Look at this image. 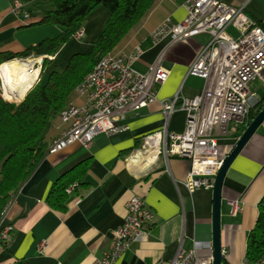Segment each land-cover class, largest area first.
Instances as JSON below:
<instances>
[{
  "label": "crops",
  "instance_id": "obj_1",
  "mask_svg": "<svg viewBox=\"0 0 264 264\" xmlns=\"http://www.w3.org/2000/svg\"><path fill=\"white\" fill-rule=\"evenodd\" d=\"M39 1L25 4L31 18L22 21L13 12L12 0H0V53L21 54L55 35L50 24L38 25L44 12L50 9L46 2L47 8L41 10L40 3L37 5ZM224 2L236 8L245 6V13L264 30V0ZM185 3L186 0H153L149 12L113 51L130 53L140 46L144 52L135 69L142 73L163 58V67L171 73L164 85L154 87L157 101L138 114L126 115L118 124L129 127L124 132L102 134L89 148L75 143L58 153L46 154L15 195L14 206L5 222V226L12 227L10 241H0V264H93L110 249L112 233L123 224L127 204L135 196L145 200L154 214V222L149 236L141 243H133L114 264H172L180 248L191 250L196 241L212 242L213 190L201 189L194 194L187 191L183 183L190 171V161L178 157L166 161L159 157L157 163L139 173L128 167L132 155L144 154L145 138L149 135L166 127L168 134L184 131L186 113L177 111L166 121L161 101L177 94L193 99L204 89V80L188 73L209 42L208 35H199L174 46H170V38L156 45L149 41L150 33L164 20L171 18L180 23L186 18ZM109 16L104 7H97L83 27V39L73 40L97 39ZM228 32L233 37L238 36L232 27ZM79 48V44L70 41L51 61L66 51ZM66 59L64 56L62 62ZM54 67L53 64L51 69ZM258 84H250V93L262 100L264 89ZM74 98L75 95L71 101ZM240 127L232 124L229 134L219 138L222 158L227 157L241 137ZM64 129L65 125L56 117L45 134L47 147ZM85 160L90 161L87 173L68 195L66 210H54L47 202L52 187ZM263 197L264 122L233 162L223 185L220 221L222 248L226 251L224 264H247L248 236L256 224ZM233 203L240 208L236 215L232 214ZM210 254L207 250L199 251L202 257Z\"/></svg>",
  "mask_w": 264,
  "mask_h": 264
},
{
  "label": "built area",
  "instance_id": "obj_2",
  "mask_svg": "<svg viewBox=\"0 0 264 264\" xmlns=\"http://www.w3.org/2000/svg\"><path fill=\"white\" fill-rule=\"evenodd\" d=\"M13 12L22 19L30 20L31 13L21 0H12ZM186 18L175 23L171 18L164 20L150 33L151 45L170 38V46L187 43L199 36L208 35L209 42L189 69V75L204 80L202 93L193 99L175 95L161 101L163 115L169 121L174 113H186V125L181 134H168L167 127L145 138L147 149L158 152L151 166L164 157H178L190 161V171L183 185L190 194L196 191L213 190L216 176L225 158L220 156L219 138L229 134L232 124L241 126L249 114L250 84L260 82L264 89V30L245 13V6L233 7L224 0H186ZM232 27L237 37L229 34ZM84 30L74 38L81 40ZM143 49L136 46L130 53H109L102 57L92 72L76 87L75 98L59 113L65 125L60 137L48 147V154L58 153L72 144L79 143L89 148L102 134H117L128 130L118 125L126 115L137 113L157 101L156 85H164L170 70L163 67L162 57L146 73L135 69ZM40 57L16 59L35 61ZM48 60L51 56H44ZM42 64L35 63V67ZM40 78L37 82L39 83ZM36 84V85H37ZM1 94V93H0ZM132 158L137 155H132ZM131 158V159H132ZM78 184L67 189L72 194ZM16 195V194H15ZM12 196L0 222V241H10L11 225L5 226L14 206ZM232 214L240 210L233 203ZM154 214L141 197H132L127 204V217L112 233L108 251L93 264H114L133 243H141L149 236ZM207 250L209 256H199ZM212 242L194 243L191 250L180 248L172 264H213ZM225 257L226 251L222 249ZM60 264V263H59ZM224 264V263H223ZM256 264H264V256Z\"/></svg>",
  "mask_w": 264,
  "mask_h": 264
},
{
  "label": "trees",
  "instance_id": "obj_3",
  "mask_svg": "<svg viewBox=\"0 0 264 264\" xmlns=\"http://www.w3.org/2000/svg\"><path fill=\"white\" fill-rule=\"evenodd\" d=\"M25 4L37 0H21ZM153 0H48L50 9L38 23L65 27L54 39H46L21 54L0 53V66L16 59L55 57L63 46L83 29L88 17L99 6L110 14L99 38L89 53H76L64 70L52 68L46 79L45 59L39 83L17 106L11 107L0 95V222L2 212L20 187L30 178L48 153L44 142L50 123L71 102L76 87L92 72L98 61L112 53L118 44L145 17ZM37 25V24H36ZM261 106L251 110L239 128L243 133L248 119L253 121ZM89 160L76 165L60 177L52 187L47 202L54 210L64 211L69 202L67 189L80 182L87 173ZM259 215L247 241L246 262L256 264L264 256V197Z\"/></svg>",
  "mask_w": 264,
  "mask_h": 264
},
{
  "label": "bare ground",
  "instance_id": "obj_4",
  "mask_svg": "<svg viewBox=\"0 0 264 264\" xmlns=\"http://www.w3.org/2000/svg\"><path fill=\"white\" fill-rule=\"evenodd\" d=\"M35 63H43V57L35 61L13 60L0 66V88L2 98L11 107H17L25 96L33 89L41 75L42 68L35 67ZM158 152L138 154L129 162V169L136 173L145 171L155 161Z\"/></svg>",
  "mask_w": 264,
  "mask_h": 264
},
{
  "label": "water",
  "instance_id": "obj_5",
  "mask_svg": "<svg viewBox=\"0 0 264 264\" xmlns=\"http://www.w3.org/2000/svg\"><path fill=\"white\" fill-rule=\"evenodd\" d=\"M46 58H43V63ZM32 90V89H31ZM30 90V91H31ZM2 97V96H1ZM24 100V99H23ZM22 100V101H23ZM249 105L251 110H256L259 106H261L260 112L256 115L253 121L248 119V124L246 130L242 133L241 137L238 139L236 145L231 150V152L227 155V157L223 161V165L219 170L215 184L213 188V264H223L224 257L222 255V242H221V202H222V190L223 185L227 176V173L232 166L235 159L239 156L241 151L244 149L246 144L252 138V136L256 133L259 127L264 122V98L262 100H258L255 96L250 97Z\"/></svg>",
  "mask_w": 264,
  "mask_h": 264
},
{
  "label": "rangeland",
  "instance_id": "obj_6",
  "mask_svg": "<svg viewBox=\"0 0 264 264\" xmlns=\"http://www.w3.org/2000/svg\"><path fill=\"white\" fill-rule=\"evenodd\" d=\"M46 2H48V0H40L38 3H37V5L39 4L40 5V8H41V10H45L46 8H47V4H46ZM37 5H35V6H33L34 8L35 7H37ZM27 9V8H26ZM94 12V11H93ZM88 20V19H87ZM50 26H52V27H54V31H55V35L53 36V37H51V38H48V39H54V38H56V37H58L59 35H61L66 29H65V27H59V26H55V25H53V24H50ZM103 32V31H102ZM102 34V33H101ZM100 34V35H101ZM229 34H231V35H233L231 32L229 33ZM99 35V36H100ZM99 36L97 37V39L99 38ZM74 39V37L70 40L71 41V43H74V44H79L80 45V50H75V49H73L72 51H66V52H64V53H62V55L58 58V56L56 57V60L53 62V64L55 65V68L54 69H57V70H64L66 67H67V65H68V63L70 62V59H71V57H72V55H74V54H76L77 52H91V50H92V48H93V46H92V44H93V42H95L97 39H95V40H93V41H87L86 39H84V41L83 42H76V41H74L73 40ZM69 41V42H70ZM81 44H82V46H81ZM84 47V48H83ZM72 52V53H71ZM114 53V52H113ZM117 54V53H116ZM59 55V54H58ZM64 56H66V61H63V62H65V67H62V59H63V57ZM57 58H58V60H57ZM53 64H48L47 65V67H46V79H47V75H49V73L51 72V66H53ZM57 66V67H56ZM259 84H260V82H258ZM258 84V85H259ZM255 86H257V85H255ZM258 87V86H257ZM263 88V87H262ZM262 92H264V90H262ZM0 93H1V88H0Z\"/></svg>",
  "mask_w": 264,
  "mask_h": 264
}]
</instances>
